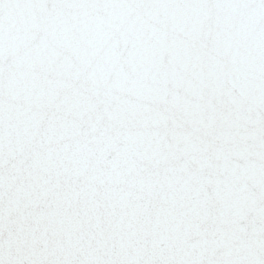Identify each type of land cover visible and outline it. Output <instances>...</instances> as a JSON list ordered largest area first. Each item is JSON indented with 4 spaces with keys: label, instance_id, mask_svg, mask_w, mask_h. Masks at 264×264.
<instances>
[{
    "label": "snow or ice",
    "instance_id": "1",
    "mask_svg": "<svg viewBox=\"0 0 264 264\" xmlns=\"http://www.w3.org/2000/svg\"><path fill=\"white\" fill-rule=\"evenodd\" d=\"M0 264H264V0H0Z\"/></svg>",
    "mask_w": 264,
    "mask_h": 264
}]
</instances>
